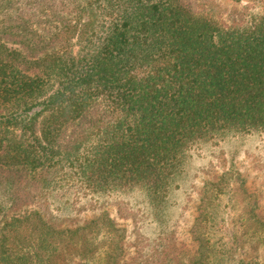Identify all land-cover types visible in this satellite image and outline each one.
I'll return each mask as SVG.
<instances>
[{
    "label": "trees",
    "instance_id": "16d2710c",
    "mask_svg": "<svg viewBox=\"0 0 264 264\" xmlns=\"http://www.w3.org/2000/svg\"><path fill=\"white\" fill-rule=\"evenodd\" d=\"M226 13L209 0H0V264H117L90 233L111 236L107 214L77 227L52 214L81 192L141 201L160 228L154 264H186L162 228L189 165L264 134V12ZM218 179L188 264L231 262L211 228L234 181Z\"/></svg>",
    "mask_w": 264,
    "mask_h": 264
},
{
    "label": "rangeland",
    "instance_id": "374dc122",
    "mask_svg": "<svg viewBox=\"0 0 264 264\" xmlns=\"http://www.w3.org/2000/svg\"><path fill=\"white\" fill-rule=\"evenodd\" d=\"M209 1L227 11L226 15L232 13L236 18L235 11L257 15L264 12V0H242L239 4L230 0ZM246 6L249 9H243ZM188 171L182 190L174 195L177 205L165 214L163 221L166 225L162 228L175 234V245L184 262L188 264L196 254L197 244L191 230L199 216L200 201L206 191L213 189L212 184L229 172L234 181H231L232 190L228 188L230 183L225 186L226 194L219 197L213 210L216 223L211 231L216 235L214 239H221L227 246L225 250L231 252L230 264H264V134L228 137L201 152L191 162ZM125 199L131 204L122 209L123 199L114 194L81 192L65 199H52L50 209L54 217L68 220L75 226H85L92 219L107 214L114 224L113 233L109 236L105 229L90 228L91 237L97 235V240L93 239L95 247L101 251L107 245L110 255L117 257V264H154L152 254L160 229L152 220L155 214L151 208L139 212L144 206L141 201ZM132 207L135 208L133 214ZM39 211L38 206H32L24 213ZM79 263L80 259L74 257L59 258L57 262Z\"/></svg>",
    "mask_w": 264,
    "mask_h": 264
}]
</instances>
